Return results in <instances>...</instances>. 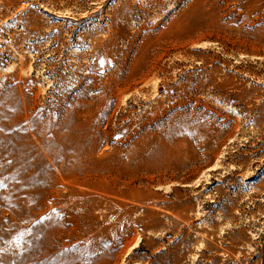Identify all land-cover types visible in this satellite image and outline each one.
<instances>
[{"label": "rangeland", "instance_id": "1", "mask_svg": "<svg viewBox=\"0 0 264 264\" xmlns=\"http://www.w3.org/2000/svg\"><path fill=\"white\" fill-rule=\"evenodd\" d=\"M0 264H264V0H0Z\"/></svg>", "mask_w": 264, "mask_h": 264}]
</instances>
